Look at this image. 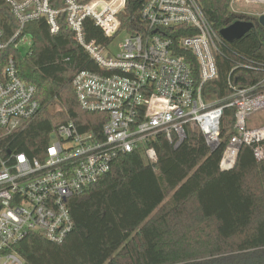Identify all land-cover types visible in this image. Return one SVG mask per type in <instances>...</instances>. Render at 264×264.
<instances>
[{"label": "trees", "instance_id": "obj_1", "mask_svg": "<svg viewBox=\"0 0 264 264\" xmlns=\"http://www.w3.org/2000/svg\"><path fill=\"white\" fill-rule=\"evenodd\" d=\"M61 1L53 5L60 6ZM198 1L219 35L238 20L254 23L234 42L222 38L216 54L218 74L204 83V98L226 104L233 93L229 82L256 85V93L264 92V27L258 15L232 10V0ZM146 2L127 1L122 30L135 33L144 27L141 11ZM17 27L10 6L0 0L4 37ZM84 29L88 40L112 42L90 18ZM168 30L175 42L193 33L186 26ZM24 33L31 39L29 50L14 46L0 50V72L14 56L20 76L36 85L41 107L1 143L41 159L51 132L60 124L73 122L82 131L100 135L108 115L82 108L73 81L82 70H103L73 39L65 14L57 34L51 33L45 18L29 22ZM176 53L198 69L192 52L177 48ZM236 111V106L224 109L221 144L213 151L189 124L187 138L178 147L163 135L152 141L158 155L155 163L142 151L119 154L108 173L69 198L73 228L61 242L31 232L10 250L26 264H264V154L258 159L256 144H244L234 166L221 167ZM260 145L264 149V140Z\"/></svg>", "mask_w": 264, "mask_h": 264}, {"label": "built area", "instance_id": "obj_2", "mask_svg": "<svg viewBox=\"0 0 264 264\" xmlns=\"http://www.w3.org/2000/svg\"><path fill=\"white\" fill-rule=\"evenodd\" d=\"M5 1L18 27L8 38L0 28V50L9 46L29 50L26 25L45 18L51 33L57 34L65 14L73 39L103 70L76 75L77 99L85 110L106 112L108 119L100 135L82 131L73 122L58 125L41 159L8 149L1 143L4 136L33 118L41 103L36 85L20 76L14 56L7 58L0 72V264H26L10 248L28 233L61 242L73 228L69 198L108 173L119 154L142 151L155 163L158 155L152 141L163 135L178 147L187 138L189 124L203 134L212 151L218 148L228 106H236V120L221 167H233L244 144H256V158L263 157L264 124L251 125L250 119L264 110V92L256 93V85L229 82L233 93L226 104L203 96L204 83L217 77L216 54L223 39L198 0H147L141 11L144 27L135 33L124 30L127 36L117 53L110 44L88 40L84 22L92 19L113 39L122 31L121 14L128 0H62L60 6L53 5L57 0ZM182 26L193 33L177 42L166 34ZM177 48L194 54L197 70L176 53Z\"/></svg>", "mask_w": 264, "mask_h": 264}, {"label": "rangeland", "instance_id": "obj_3", "mask_svg": "<svg viewBox=\"0 0 264 264\" xmlns=\"http://www.w3.org/2000/svg\"><path fill=\"white\" fill-rule=\"evenodd\" d=\"M233 10L236 12H244L251 14H262L264 13V2L259 1H249V0H233ZM127 33L122 30L118 33L109 45V49L113 53L119 51V45L125 40ZM23 51H26V48H22ZM251 125H260L264 124V110L256 112L250 119Z\"/></svg>", "mask_w": 264, "mask_h": 264}, {"label": "water", "instance_id": "obj_4", "mask_svg": "<svg viewBox=\"0 0 264 264\" xmlns=\"http://www.w3.org/2000/svg\"><path fill=\"white\" fill-rule=\"evenodd\" d=\"M259 23L264 27V13L258 15ZM251 21L238 20L220 31L222 38L228 42H234L242 38L252 27ZM52 137H54L52 135ZM10 152V151H9Z\"/></svg>", "mask_w": 264, "mask_h": 264}, {"label": "bare ground", "instance_id": "obj_5", "mask_svg": "<svg viewBox=\"0 0 264 264\" xmlns=\"http://www.w3.org/2000/svg\"><path fill=\"white\" fill-rule=\"evenodd\" d=\"M249 1H259V2H264V0H249Z\"/></svg>", "mask_w": 264, "mask_h": 264}]
</instances>
